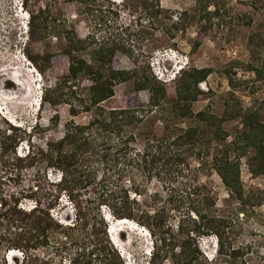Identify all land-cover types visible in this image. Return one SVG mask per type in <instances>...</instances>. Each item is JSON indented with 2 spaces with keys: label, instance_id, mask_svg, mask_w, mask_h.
<instances>
[{
  "label": "trees",
  "instance_id": "1",
  "mask_svg": "<svg viewBox=\"0 0 264 264\" xmlns=\"http://www.w3.org/2000/svg\"><path fill=\"white\" fill-rule=\"evenodd\" d=\"M23 1L29 11L31 43L45 42L49 25L58 23L59 32L55 25L49 34H56L62 41L60 51L46 49L34 54L26 50L25 54L42 75L68 60V72L59 84L46 88L42 101L51 107L68 105L73 119L66 123L61 138L47 143L46 150L36 152L31 145L24 157L16 155L21 137L11 136L9 142L0 136V171L5 175L14 173L10 178L13 185L4 188L0 183V241H10V250H22L25 258L29 249L46 246L48 232L67 227L51 214L65 196L76 210L75 222L67 228L74 231L67 237L72 248L69 264H124L108 237L104 207L115 219L130 220L147 229L153 238L149 264H165L166 260L170 264H222L209 262L199 248V239L211 236L217 238L219 254L225 261L242 256L240 248L226 244L229 224L217 214V194L212 186L201 184L197 174L213 172L236 201L237 214L264 205V190L246 193L241 181L243 158L253 177H264V101L253 98L251 105L245 106L237 91L249 89V83L241 81L234 71L243 66L254 83H264V36L249 37L250 60L246 64L234 62L224 69L230 92L223 99L221 115L210 106L195 112L193 104L208 95L199 85L207 81L211 68L190 67L183 71L170 92L148 62H140L125 41L111 36L101 40L80 38L61 13L66 4L90 10L91 3L101 0ZM195 3L198 20L204 24L193 42V52L198 51L202 33L220 17L224 7L223 0ZM255 3H260L264 11V0ZM123 5L133 13L142 10L138 20L146 22L159 19L162 13L160 0H124ZM173 30L179 31L180 27L173 25ZM123 57L135 67L120 69L118 63ZM125 84L131 85L134 100L147 91L149 104L136 102L129 107L107 108L105 103L115 96L116 88ZM250 89V95H254L255 87ZM82 114L90 115L87 123L74 119ZM151 114L164 122L189 121L191 125L175 135L165 126L163 136L155 139L143 129ZM55 118L52 122L56 124ZM233 122L236 126L229 133L224 127ZM38 163L45 165V170L60 172L59 180L35 185L29 181L25 188L24 169ZM187 173L196 174L192 182H183ZM154 181L160 190L150 189ZM89 188V198L84 200L82 191ZM23 199L34 202L29 212L19 208Z\"/></svg>",
  "mask_w": 264,
  "mask_h": 264
},
{
  "label": "rangeland",
  "instance_id": "2",
  "mask_svg": "<svg viewBox=\"0 0 264 264\" xmlns=\"http://www.w3.org/2000/svg\"><path fill=\"white\" fill-rule=\"evenodd\" d=\"M21 1L0 0V110H4L2 112L5 114H0V136L7 138L6 141L9 142L11 136L21 137L16 155L24 157L28 154L31 145L35 147L36 152L38 149L46 150L47 143L54 142L64 135L66 123L73 118L69 114L68 105L60 104L57 107H51L42 101L46 88L59 84L68 72V60L60 62L42 75L25 54L26 50L34 54L45 52L46 49L54 53L60 51L63 47L62 41L55 33V35L49 34L51 27L57 26L58 23L49 25L45 42L31 43L29 33L26 34L25 31L27 23L24 17L26 12L29 14V11L25 8L23 12L21 11L19 8ZM123 2L124 0L108 2L101 0L91 3L90 10L84 6L66 4L62 6L61 13L65 16L67 24L71 23L70 25L74 27L78 37L91 36L101 40L111 36V38L125 41L133 51V55L140 57V62H148L154 75L156 73L160 75L158 65L163 64L165 70L173 74L168 77L160 76L165 80L164 83L168 85L170 92L176 87L183 71L190 67L211 68L212 73L207 81L199 85V89L208 95L202 96L195 102L193 110L200 112L210 106L215 114L221 115L224 109L223 99L230 92L227 79L223 75L224 69L229 68L234 62L246 64L250 60L249 37L253 34L264 36V11L261 10V4L255 3V0H223L224 7L220 17L214 19L212 26L202 33L201 46L198 51L193 52V42L204 24L198 20L195 0H160L161 16L157 20L147 22L138 20V17L143 14L142 10H136L133 13L124 7ZM33 10L37 12L39 8L33 7ZM173 25H178L180 30L174 31ZM58 30L57 26V32ZM174 56L180 59L177 67L184 68L178 74L174 71L176 62L169 61ZM118 67L126 70L135 66L128 57H123ZM162 69H164L163 66ZM234 71L241 81L245 80L249 83V89L237 91V96L241 98L244 105L250 106L253 98L258 102L264 101V83H254L252 74L248 73L243 66L236 67ZM24 77L32 80L34 91L27 100L23 101L22 93L26 85L24 86L21 80ZM252 85L255 87L254 95L249 93ZM149 101L150 95L147 91L141 92L134 100L131 85L125 84L116 88L115 96L107 101L105 106L107 108L129 107L136 102L147 106ZM55 116L58 117L57 120L54 119L56 124L52 122ZM159 118L157 120L151 114L143 124V129L155 139L163 136L165 126H168L175 135L180 129H186L191 125L189 121L174 124L173 121L164 122ZM74 119L77 122L87 123L90 115L82 114ZM235 126L236 123L233 122L224 128L232 133ZM11 127L18 129L13 130ZM30 135L32 138L29 143ZM231 139L232 136L229 137V140ZM137 147L141 148V144ZM241 162V181L245 192L257 193L264 190V177H253L245 158ZM197 167L195 163L194 168ZM13 174L10 172L5 175L0 171V183L4 188L13 185L10 179ZM23 174H25V177L23 175L25 188L29 187V181L34 182L32 185L37 184L36 182L47 184V182H57L60 178V172L54 169L45 170V165L41 163L24 169ZM187 175L183 182H192L196 176L191 173ZM197 176L201 184L212 186L217 194V214L222 219H226L229 224V230L225 236L226 244L235 249L240 248L243 252L239 258L227 262L219 254L216 237L211 236L199 239L202 254L213 263L218 261L222 264H264V205H255L249 209L248 213L237 214L236 201L213 172L208 170L206 173H198ZM150 189L160 190L159 184L154 181ZM90 192V188L82 191L81 196L84 200L89 198ZM59 203L51 214L57 222L67 227L48 232V244L29 249L26 258L22 250H10V241H0V264H69L72 248L67 237L74 231L67 228L74 224L76 210L65 196L61 197ZM90 205L91 203L88 206ZM33 206L34 202L27 199L19 203V208L28 212ZM107 214H109L108 209L104 207L103 218ZM104 219L108 226L107 232L110 226L114 228L112 234L115 235V245L109 234L108 237L123 258L124 264H149L153 240L149 233L131 225H117L113 216L110 217L109 222L106 218ZM171 223L174 224L175 221L172 220ZM9 252H19L20 257L14 258L15 255H13L12 260L7 259ZM165 264L170 262L166 260Z\"/></svg>",
  "mask_w": 264,
  "mask_h": 264
},
{
  "label": "clouds",
  "instance_id": "3",
  "mask_svg": "<svg viewBox=\"0 0 264 264\" xmlns=\"http://www.w3.org/2000/svg\"><path fill=\"white\" fill-rule=\"evenodd\" d=\"M23 3H24V1L22 0L20 3H19V5H20V9H21V11L23 12V9H24V6H23ZM25 19H26V23H27V25L25 26V31H26V34L28 33V29H27V27H28V21H29V14L26 12L25 13ZM179 57H176V56H174V58H172V59H170L169 61H172V62H176L175 63V68H174V71L178 74L180 71H182L184 68H183V66H179V67H177V64L179 63ZM162 66H163V68L164 69H162ZM176 68H179V69H176ZM158 72H160V75H158L157 73L155 74L156 75V78H158L160 81H162V82H164L165 80H163L160 76L161 75H166L167 77L168 76H170V75H173L172 73L170 74L169 73V71H167V70H165V67H164V65L163 64H159L158 65ZM174 77H175V75H174ZM0 114H2V115H5V114H3V112H2V110H0ZM5 117V116H4ZM15 126V125H14ZM18 127V126H17ZM109 216V217H108ZM110 217H111V214L109 213V214H107V216L105 217L104 216V218H106V220L109 222V220H111L110 219ZM120 221H122L120 224H122V223H126V225H131V226H134L135 228H137V229H143L144 230V232L145 233H149L148 231H146V228H144V227H142V226H140V225H138L137 223H135V222H133V221H130V220H117V219H115V224H117V225H120L119 224V222ZM111 229H112V227L110 226L109 227V229H108V234H109V236H110V238H111V241H112V234H111ZM113 242V241H112ZM215 242H216V245H217V238H216V240H215ZM113 244L115 245V243L113 242ZM12 253L15 255V257L14 258H19L20 257V255H19V252L18 253H15V252H9V256H7V259L8 258H10L11 260H12ZM150 256H151V254H150ZM22 264V263H21Z\"/></svg>",
  "mask_w": 264,
  "mask_h": 264
},
{
  "label": "bare ground",
  "instance_id": "4",
  "mask_svg": "<svg viewBox=\"0 0 264 264\" xmlns=\"http://www.w3.org/2000/svg\"><path fill=\"white\" fill-rule=\"evenodd\" d=\"M21 83L24 84V86L26 85V87H24V92L22 93L23 101H24V100H27L30 97V95L32 94V92L34 90H33L32 80L30 78H26V77L22 78ZM2 111H4V110H2ZM123 221H124V219H123ZM122 224H126V223L124 222ZM112 233H114V232L112 231ZM13 255L14 254L12 253V256Z\"/></svg>",
  "mask_w": 264,
  "mask_h": 264
}]
</instances>
